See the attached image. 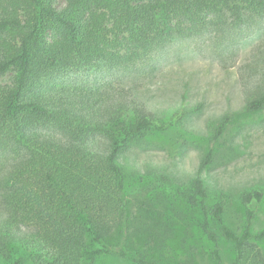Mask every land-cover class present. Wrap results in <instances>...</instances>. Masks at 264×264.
I'll list each match as a JSON object with an SVG mask.
<instances>
[{
	"label": "trees",
	"instance_id": "obj_1",
	"mask_svg": "<svg viewBox=\"0 0 264 264\" xmlns=\"http://www.w3.org/2000/svg\"><path fill=\"white\" fill-rule=\"evenodd\" d=\"M57 4L0 0V79L14 73L10 84L0 83V255L6 264H95L111 254L154 264L147 250L158 235L134 217V210L150 211L133 208L125 153L181 116L163 121L131 89L92 81L90 73L123 76L154 51L211 30L228 38L229 30L264 19V0ZM246 108L264 111V85L249 89ZM228 122L218 123L214 141ZM213 157L210 149L188 183L205 215L202 229L217 246L221 238L231 242V264H264V229L251 230V206L263 192L242 196L248 222L238 234L225 222L223 203H206L211 182L201 170ZM214 256L221 261L218 249Z\"/></svg>",
	"mask_w": 264,
	"mask_h": 264
},
{
	"label": "rangeland",
	"instance_id": "obj_2",
	"mask_svg": "<svg viewBox=\"0 0 264 264\" xmlns=\"http://www.w3.org/2000/svg\"><path fill=\"white\" fill-rule=\"evenodd\" d=\"M57 1L64 6L65 0ZM231 31L228 38L211 30L176 40L123 76L90 73L92 81H115L114 85L131 89L163 121L181 116L176 126L149 133L145 141L133 143L125 153L133 208L150 211L134 210V217L139 215L158 235L147 250L154 264H231L235 258L230 241L221 238L217 246L208 238L201 225L205 215L200 202L189 197L188 183L200 171L210 149L214 150L213 160L201 170L211 182L206 203L212 207L223 203L226 224L241 234L248 222L242 196L259 189L263 199L251 206L255 211L251 230L264 229V111L246 108L249 89L264 85V19ZM13 76V72L4 75L0 83L10 84ZM224 116H229V122L214 141ZM150 171L167 174L172 182L159 181ZM160 237L164 238L161 242ZM123 241L124 236L119 235L118 242ZM260 245L264 249V241ZM215 249L221 261L214 256ZM0 264H6L2 255ZM95 264L134 261L111 254Z\"/></svg>",
	"mask_w": 264,
	"mask_h": 264
}]
</instances>
